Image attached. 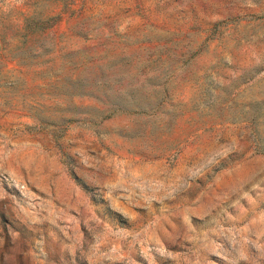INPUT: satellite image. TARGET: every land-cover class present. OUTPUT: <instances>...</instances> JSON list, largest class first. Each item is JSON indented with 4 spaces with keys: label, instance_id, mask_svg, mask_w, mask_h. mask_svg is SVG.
Masks as SVG:
<instances>
[{
    "label": "rangeland",
    "instance_id": "374dc122",
    "mask_svg": "<svg viewBox=\"0 0 264 264\" xmlns=\"http://www.w3.org/2000/svg\"><path fill=\"white\" fill-rule=\"evenodd\" d=\"M262 102L264 0H0V264H264Z\"/></svg>",
    "mask_w": 264,
    "mask_h": 264
},
{
    "label": "trees",
    "instance_id": "16d2710c",
    "mask_svg": "<svg viewBox=\"0 0 264 264\" xmlns=\"http://www.w3.org/2000/svg\"><path fill=\"white\" fill-rule=\"evenodd\" d=\"M57 20H58V16H53V17H50L44 21L50 22V26H53ZM41 23H42V20H40L36 17H29L26 19V29L29 30L30 32H33L34 31L33 29L35 27L39 26ZM27 34L28 33H26L24 35L26 36ZM24 42H27V40H25ZM14 72L21 73V71L17 70V69L7 70L5 73L2 71V79H4L5 82H10V83L17 82L21 78L19 76H13ZM11 79H14V80H11ZM77 94L78 95H87V96L93 97L97 101L99 100V94H97L94 91H90V92L81 91V92H77ZM263 107H264V102L256 104L255 106L253 105L252 107L246 106V107H244L245 109L242 108V109L237 110L236 115H239L242 112H246L247 109H250L249 113H250V115H252L251 119H252V122L254 124L255 130L258 133L260 126L263 124V122H261V120H260V117H264ZM94 108H95V111L97 112L96 115H98V117H101V118L110 117L111 115L115 114L118 111H124V112H144V111H146L145 108L142 106H137V107L131 108V107H128L127 104L116 103V102L111 103L107 107L99 106V107H94ZM75 109L77 110L79 108L77 106H75ZM66 110L72 111L73 109L66 108ZM77 112L84 113V112H81V110H77ZM35 118H37V121L39 123H42V124L48 123V120L45 119V117H43V116L42 117L39 116V117H35ZM72 120H73V118L66 119V120H64V124L65 123L67 124L68 122H71ZM234 121H237V118H235ZM261 139H262V137H259V140H261ZM261 148L264 149V146L261 145Z\"/></svg>",
    "mask_w": 264,
    "mask_h": 264
}]
</instances>
